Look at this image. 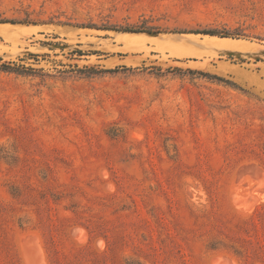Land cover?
<instances>
[{"label": "rangeland", "instance_id": "1", "mask_svg": "<svg viewBox=\"0 0 264 264\" xmlns=\"http://www.w3.org/2000/svg\"><path fill=\"white\" fill-rule=\"evenodd\" d=\"M2 65L0 264H264V0H0Z\"/></svg>", "mask_w": 264, "mask_h": 264}, {"label": "trees", "instance_id": "2", "mask_svg": "<svg viewBox=\"0 0 264 264\" xmlns=\"http://www.w3.org/2000/svg\"><path fill=\"white\" fill-rule=\"evenodd\" d=\"M192 33H195V34H206V35H219L215 30H201V31H193ZM16 68H12L10 66H6V65H2L0 66V70H5V71H17L15 70ZM80 72H83V73H86L87 75H91V74H95V73H102V72H115V70H95L94 68H86L84 70H79ZM199 74L201 75H204L208 78H211V79H215L219 82H223V83H226L228 85H232V86H237V84H235L234 82H231L229 80H226L225 78H222V77H219V76H216V75H211V74H205V73H202V72H198Z\"/></svg>", "mask_w": 264, "mask_h": 264}, {"label": "bare ground", "instance_id": "3", "mask_svg": "<svg viewBox=\"0 0 264 264\" xmlns=\"http://www.w3.org/2000/svg\"><path fill=\"white\" fill-rule=\"evenodd\" d=\"M222 41L223 42H225V43H227V44H229V45H231L230 47H232V46H237V44H239V43H241L242 41H237V40H232V39H222ZM244 42V41H243ZM245 42H247V41H245ZM248 43V42H247ZM250 43V42H249ZM244 45V44H243ZM245 46V45H244ZM246 46H247V44H246ZM223 47H225V46H223ZM253 49H254V46H253ZM41 251V250H40Z\"/></svg>", "mask_w": 264, "mask_h": 264}]
</instances>
